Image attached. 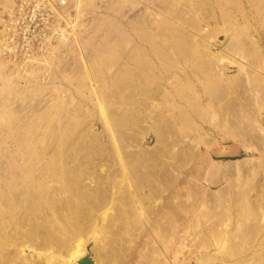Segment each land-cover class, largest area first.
<instances>
[{
  "label": "rangeland",
  "instance_id": "obj_1",
  "mask_svg": "<svg viewBox=\"0 0 264 264\" xmlns=\"http://www.w3.org/2000/svg\"><path fill=\"white\" fill-rule=\"evenodd\" d=\"M20 10L35 27L29 50L9 39ZM157 127L167 170L193 147L214 166L197 185L235 206L198 217L215 222L217 241L184 259L264 264V0H0V227L29 211L27 196L51 222L61 206L75 213L83 204L96 226L66 259L100 264L107 239L103 249L96 241L108 233L91 202L100 170H82L96 149L107 194L129 191L137 179L127 184L118 170L123 150L151 148ZM122 207V226L151 244L144 228L127 227Z\"/></svg>",
  "mask_w": 264,
  "mask_h": 264
},
{
  "label": "bare ground",
  "instance_id": "obj_2",
  "mask_svg": "<svg viewBox=\"0 0 264 264\" xmlns=\"http://www.w3.org/2000/svg\"><path fill=\"white\" fill-rule=\"evenodd\" d=\"M160 135L162 136V130L157 127L154 145L135 155L123 150L124 158L118 170L128 176L125 177L127 184L131 182L130 177L132 179L135 177L137 185L130 184L129 191L123 190L116 197L107 194L105 173L101 172L106 166L101 162L103 156L98 150L95 149L94 152L98 159L90 161L82 170L85 171L83 173H96L98 169L100 170L97 172L98 186L95 191L97 194H94V200L91 202L93 211H100L98 214L101 228L104 229L102 231L110 234L109 236L105 234L102 240L99 239L96 245L94 244L98 247L100 241L107 239L104 241L107 246L104 251L101 252L99 248L103 247L102 244L98 247L100 250L94 247V251L97 249L98 255L102 257L100 264H130L128 259L132 257L131 248L136 255L135 264H158L159 261H162L159 264H189L188 260L184 259L185 250L191 252L192 247H207L211 240L217 241L215 222L210 221L208 226L203 227L198 217H206L218 207L230 210L234 206L231 205L229 197L206 193L197 185L196 180L203 169L208 167L212 170L214 166L212 162L209 163L210 161L204 162L193 147L186 146L185 151L183 150L184 155L177 153L175 159L179 166L177 171H174L172 162L171 169L167 170L165 161L161 159L163 148ZM123 138H117L121 147ZM174 141L162 145L171 148ZM188 161L193 163L192 166L188 165L186 170H182ZM79 180L77 179L78 182ZM143 188H146L147 193H143ZM85 194L91 197L90 194ZM17 199L19 197L15 196L14 200ZM27 203L28 212L18 213L9 228L0 227V264H69L66 258L96 226L90 210L85 211L81 204L77 212L69 213L61 206V210L57 211L51 222L49 217L39 218L31 196H27ZM120 203L126 204V210L123 207L122 209L128 211L126 214L131 217L127 227L144 228L148 237H151V244L141 237H138L140 241H137L130 235V230L128 231L126 226L123 227L126 223L123 224ZM200 205L204 208L203 206V209L198 208ZM256 228V225L252 226V231H256ZM17 244L22 246L16 247ZM166 249L171 250L172 260L166 258L164 254ZM33 252L38 254L34 259L31 258ZM86 256L88 255L78 257L77 263L79 264ZM91 262L90 259V264Z\"/></svg>",
  "mask_w": 264,
  "mask_h": 264
},
{
  "label": "built area",
  "instance_id": "obj_3",
  "mask_svg": "<svg viewBox=\"0 0 264 264\" xmlns=\"http://www.w3.org/2000/svg\"><path fill=\"white\" fill-rule=\"evenodd\" d=\"M11 22L16 24V27L19 29L18 31H14L9 36V39L14 47L17 48L18 44H22L25 42V50H29L33 48V46L29 45V42L35 40L36 33L34 32L35 27L32 26L30 23H25V14L22 10L18 11L16 17H12ZM33 33V34H32ZM6 37V35H5ZM13 49L11 45L8 44V37H7V44H4V49ZM14 53V52H11Z\"/></svg>",
  "mask_w": 264,
  "mask_h": 264
},
{
  "label": "water",
  "instance_id": "obj_4",
  "mask_svg": "<svg viewBox=\"0 0 264 264\" xmlns=\"http://www.w3.org/2000/svg\"><path fill=\"white\" fill-rule=\"evenodd\" d=\"M79 264H90V258L86 256Z\"/></svg>",
  "mask_w": 264,
  "mask_h": 264
}]
</instances>
